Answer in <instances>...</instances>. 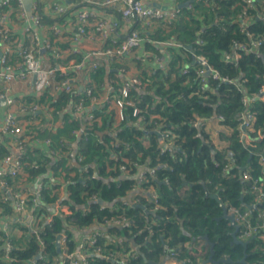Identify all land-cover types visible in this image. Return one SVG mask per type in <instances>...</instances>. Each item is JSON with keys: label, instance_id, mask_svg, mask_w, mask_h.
Instances as JSON below:
<instances>
[{"label": "trees", "instance_id": "1", "mask_svg": "<svg viewBox=\"0 0 264 264\" xmlns=\"http://www.w3.org/2000/svg\"><path fill=\"white\" fill-rule=\"evenodd\" d=\"M9 5L0 11L5 12ZM242 11L249 16L247 30L261 43L257 51L239 50L236 60L226 61L234 42H250L241 29ZM40 19L48 25L58 21L46 15ZM166 31L156 33L154 40L172 38L181 46H170L174 60L168 70L158 69L141 80V86L130 88L136 115L126 106L123 120L116 122L115 107L106 103V112H92L101 124L94 120L86 125L67 108L69 93L60 92L52 102L63 114L64 125L55 132L43 131V136L51 138L53 148L69 151L76 139L74 131L82 128L78 143L82 159L78 165L67 166L65 158L53 165L52 169L60 167L65 172L66 182L70 179L64 185L66 195L59 197L58 185L44 181L37 232L13 222L22 238H10L13 261L0 264H29L40 253L36 264H53L64 253H74L89 236L95 237V243L82 250L87 255L80 264H165L168 260L178 264H215L218 260L217 264H264V241L252 236L244 248L235 240H241L239 227L233 237L235 226L223 216V207H238L249 209L255 223L264 221V200L255 201L252 179L243 178L244 171L255 178L263 169L264 99L256 95L247 106L242 101L244 94H260L264 86V0H194L179 8L177 18L167 22ZM196 56L226 80L201 73L204 65ZM120 68L107 75L114 95L123 84ZM106 73L104 65L94 72L97 86H104ZM84 101L89 105L90 99L84 97ZM246 109L254 118L243 138L239 116ZM197 120L201 126L194 125ZM210 122L219 126L215 135L224 142L222 147H217L206 130ZM164 142L172 149L162 150ZM24 155L26 177L19 178L30 181L46 172L44 161L34 165L29 150ZM122 165L128 175H122ZM140 170L144 181L138 183L135 175ZM17 177L4 179L16 186L21 181ZM137 186L140 190L131 196ZM151 189L156 201L147 195ZM0 210L14 214L10 202H0ZM116 218L126 220L121 225L107 223ZM93 225L97 227L86 233ZM63 261L71 264L65 256Z\"/></svg>", "mask_w": 264, "mask_h": 264}, {"label": "crops", "instance_id": "2", "mask_svg": "<svg viewBox=\"0 0 264 264\" xmlns=\"http://www.w3.org/2000/svg\"><path fill=\"white\" fill-rule=\"evenodd\" d=\"M47 1L48 0H40V9L43 8L45 4H47ZM67 1L72 2L73 0ZM97 1L100 0H96V2ZM144 1L146 5L157 7L166 11H169V9L173 8L179 9L178 4L180 3V0ZM10 5L7 7L5 12L0 11V16L6 14L7 17H10L8 22L9 24L6 26H8L11 33L9 34L10 38L7 40V42L5 41L4 48H8L7 65H9L10 71H12L16 77L7 84L0 82V98H3L5 101L4 103H0V167L1 160L6 155L13 154L15 157L21 158L23 167L22 172L17 175L18 177H9H11V179H14V177H26V171L25 169L23 170L25 165V158L23 157H27L24 155V152L29 150V159L34 165L38 164V160L44 161L47 168L46 172L39 174V176H37L34 180L28 181L26 179L22 180L19 178L21 181L19 180L16 186L7 183L6 186L20 191H36L38 189L41 191L45 183L44 181H46L49 184L58 185L56 192L59 197H64L66 195V190L62 185V181H64L65 172L60 167L57 170L52 169V167L53 165L55 166L56 162L63 160L64 158L67 166L72 164L78 165V161L76 158L71 157L70 153H79L78 143L81 138V133H79V130L81 128H78L74 131V136L76 139L71 142V149L69 151H60L53 148L51 138L43 136V131L46 130L55 132L64 125L63 114L58 112L52 106V102L56 100V98L60 95V92L64 91L60 86L62 77H60V73H58V75H50L46 72V70L53 68L54 66L57 67L58 65H67L72 60L78 61L83 56H85L86 53L92 49H97V47L104 49L105 47L112 46V36L116 37V33L120 35L132 27L138 28L142 36L145 38L154 39L153 36L156 33L158 35H164L167 33V21H159L149 27H145L137 20L127 23L120 19V13L118 10L92 4L90 6L93 9L94 15L89 19V23L86 25L88 37L77 35L76 33V12L78 9H74L71 15L57 18L58 21L54 23H59L62 28H64V31L61 35H55L51 25L43 24L42 27L37 26L33 23V19L30 18V15L22 16L20 14L19 5L17 2L14 6ZM83 5L84 4H81L79 7ZM116 17L119 18L117 32L116 30L112 31L108 40H101V38L95 32L97 23L100 21H105L104 19H108L105 21L108 22L109 19L114 20ZM28 23H31V28L36 33H38L41 38L50 41L51 45L48 49L42 48L37 51H30V49H28V46L31 44V38L26 32V26ZM167 40L168 39L159 41ZM152 43L143 41L140 47L132 49L130 52L125 54L124 57L117 61L111 62L107 58L100 56L92 57V60L100 62V65H104V67L107 69V73L103 82L104 86L99 87L96 85V79L94 78L95 71L90 73V80H88L87 74H72L73 78L70 80L72 89L70 91H64L65 93H69L72 96L68 102L67 108L72 109L74 115H76L75 117H79L81 121H83V119L78 114L79 112H81L83 115L90 114L95 109L97 110L96 112L100 110L101 112H106V103H110L114 107L113 102L108 101V97L110 98V95L114 94V86L112 83H110L111 80L110 82L109 79L107 80V75L109 72H114L115 74V72H117L116 69L118 66L124 67L127 70L126 76L137 77L139 82H141V85L143 83L141 80L148 78L152 72L158 69L168 70L170 64L174 60L173 49H171L170 46H157ZM76 48L80 49L78 53L74 52V49ZM22 49L28 50L23 54L21 53ZM56 52H60L61 56H56ZM162 65L163 67H161ZM184 67H187V64ZM86 85L92 86L93 95L96 97L95 100L90 101L89 105L84 101V97H87L85 96ZM141 85L139 83V86ZM6 88L7 90H5ZM9 98L12 100V103H9ZM81 101L83 102V107L80 110H77V103ZM9 114L13 115L15 123L24 127L21 140L24 142V146H26L27 142V148L24 147V149L17 150L15 147V142L18 138L17 135L11 131L5 132L3 130L4 120ZM97 122L101 124L100 120H97ZM218 127L219 126L214 122L206 124V130L209 131L212 137L213 134L217 132ZM86 135L87 134L84 136ZM213 141H215L216 145L219 147L225 145L224 142L220 141L218 137H216V139L214 138ZM70 174L72 173L70 172ZM126 175H128V173ZM6 176L7 175H4L2 177L4 181ZM135 177H137V175H135ZM9 216L15 218L12 214H9ZM6 220V214H3V212L0 210V229L6 230L7 228L5 226H9L7 231L10 238H22V231L18 225H13L12 223V226H10L13 219H11L10 225L5 224ZM15 223H19L20 225L26 224L17 220ZM96 227V225H93L86 231V233ZM107 236L109 238V235ZM165 264H167V262ZM168 264L178 263L174 260H169Z\"/></svg>", "mask_w": 264, "mask_h": 264}, {"label": "built area", "instance_id": "3", "mask_svg": "<svg viewBox=\"0 0 264 264\" xmlns=\"http://www.w3.org/2000/svg\"><path fill=\"white\" fill-rule=\"evenodd\" d=\"M11 1H16L19 5V11L22 16L29 15L27 11L23 7V0H0V8L4 5H9ZM178 1V0H176ZM248 1V0H247ZM40 0H33L31 6V14L30 18L33 19V23L37 26H43V23L40 19V15H46L50 18L57 19L58 17L71 15L74 9H78L76 12L77 16V35L87 36L88 37V30L86 29V25L89 23V19L94 15L93 9L90 5L96 4L101 7H107L110 9H116L120 13V19L123 21L130 23L133 21H138L143 24L145 27H149L154 23L159 21H167L170 22L175 20L178 15L179 9H169V11L162 10L157 7H152L150 5H146L144 0H73L72 2H68L67 0H48L47 4L43 8L40 9L39 5ZM84 4L83 6H80ZM76 7V8H74ZM178 8V7H177ZM42 10V11H41ZM38 12L39 14H35ZM107 16V15H106ZM10 17H7L6 14L0 16V49H1V56H0V82L7 84L9 81L14 79L16 75L10 71L9 65H7V52L8 48L5 49V41L8 40V31L9 28L6 26L9 24ZM107 21L108 19H104ZM100 21L97 23L95 27V32L101 38V40H108L112 31L117 32V27L119 24V18L116 17L114 20L109 19L108 22ZM241 21V29L245 32V34L250 38L249 43H242V42H234L233 50L228 52L225 55L226 61L236 60L239 57V50L244 51H257L258 47L260 46L261 40L259 38H255L248 30L247 25L249 20V16L246 15L245 11H242L240 15ZM55 35H61L64 31V28L59 23H53L51 25ZM26 32L31 38V44L28 46L30 51H37L39 49H48L51 45L50 41L41 38L38 33H36L31 28V23H28L26 26ZM115 32V33H116ZM116 37L112 36L111 43L112 46L105 47L104 49L98 48L92 49L85 56H83L80 60H72L67 65H58L57 67L54 66L53 68H49L46 72L50 75H58L61 74V87L64 91H70L72 89V84L70 80L73 78L72 74H87L88 80H90L89 76L91 72L97 70L100 66V62L94 61L91 58L94 56H100L103 58H107L109 61H117L120 60L122 57L125 56L128 52L132 49H136L140 47L143 41H147L148 43L155 44L157 46H174L179 47L181 44L174 39H169L167 41H159L156 42L153 38H145L142 36L141 32L138 28L132 27L129 28L122 34L116 33ZM77 38V37H76ZM155 41V42H154ZM156 46V47H157ZM28 49H22L21 53H26ZM80 51L79 48L74 49V52L78 53ZM56 56H61L60 52L55 53ZM200 60V62L204 65L203 70L201 73H210L214 78H219L221 80H226L225 78H220L218 73L214 71L207 62L200 56H196L195 60ZM163 67V65L161 66ZM183 69V72H185ZM127 70L124 67L120 68V77L122 78L123 84L119 89L118 94H112L111 97H108V101H112L113 105L116 109V119L117 122L123 120L124 118V108L126 106H130L133 108L132 114L136 115L138 113L137 105L134 100L130 98L129 91L132 85L139 86V79L135 76H126ZM239 88L241 89V85L239 84ZM7 90V88L5 89ZM93 89L91 85H86L85 87V96H87L90 101L96 99L93 95ZM260 94H252L247 95L244 94L242 97L243 104L246 106L254 99L256 95L261 96L264 99V86L259 91ZM4 94V93H3ZM9 103H12V100L9 98ZM83 107L82 101L77 103V110H80ZM80 117L83 119L84 124L89 125L92 121L97 120V117L93 114H86L83 115L81 112L78 113ZM253 114L249 110H245L240 113L239 116V129H240V136L246 137V131L251 129L252 121H253ZM137 122V121H136ZM201 122L197 120L194 125L201 126ZM3 130L5 132L11 131L19 137L24 132V127L22 125H18L14 121L13 115L9 114L6 119L4 120ZM83 129L79 130V133H82ZM160 135L163 137H167V132H160ZM172 143V142H171ZM15 147L17 150L24 149L23 143L21 139L16 140ZM172 149L171 145L168 142L163 143L162 150ZM70 156L76 158L78 162L81 161L82 157L79 153L71 152ZM261 164L263 165V169L259 176L252 178L251 175L244 171L243 178L246 180L252 179L253 186L251 187V191L255 193L254 199L256 202L264 200V158L260 159ZM23 162H21V158L15 157L13 154L6 155L1 160V167H0V202H10L13 207L14 217L9 216L6 214L7 220L5 221L6 225H11L16 220L19 222L26 223L24 224L29 228L32 233L37 232V222H38V215L37 210L39 209V194L40 189L36 191H20L15 190L12 187L6 186V182L3 180L4 175L9 176H16L22 172ZM122 175H126L127 171L125 170V166L122 165L121 167ZM152 171V170H151ZM138 183L144 181V176L142 170L137 174L136 177ZM70 179H67V182ZM63 186L65 185V180L62 181ZM66 182V183H67ZM140 189L139 187H135L132 189L131 196L138 192ZM147 195H149L151 200L156 201V194L154 190L147 191ZM128 203L127 201H124ZM228 214L232 215L234 218V222L239 227V238L241 240H248V238L252 236H257L264 241V221L261 223H255L251 218L249 209H240L238 207H230L227 210ZM261 215H264V212H261ZM125 218H116L112 220H108L107 223L109 224H117L121 225L125 222ZM6 230L0 229V262H7L11 263L13 261L12 256L9 254L10 250L12 249L11 239L8 234V227L5 226ZM96 235V233H94ZM39 239V236H37ZM89 239H82L83 242L79 244L78 249L74 253H64L60 259H55L53 264H64L63 257L68 258L71 264H80V260L85 261L86 253L82 250L86 248V245H93L95 243V237H87ZM87 240V243L84 242ZM99 249L96 250L98 252ZM41 255L38 254L35 259L29 260V264H36L37 258Z\"/></svg>", "mask_w": 264, "mask_h": 264}, {"label": "water", "instance_id": "4", "mask_svg": "<svg viewBox=\"0 0 264 264\" xmlns=\"http://www.w3.org/2000/svg\"><path fill=\"white\" fill-rule=\"evenodd\" d=\"M193 1L194 0H186V1L182 2V3H179L178 7L179 8L186 7ZM23 4H24L25 10L30 15L31 14L32 0H23ZM155 4H157V3H155ZM0 56H1V51H0ZM197 61L200 62L199 59ZM205 74H208V72H206ZM4 102H5L4 99L0 98V103H4ZM98 202L101 203V204H105V202L103 200H101V199H98ZM146 212L149 213L148 210H146ZM223 216L228 218L230 220L231 224L235 226V229H234V231L232 233L233 237H235V233L237 231V225H235L233 216L227 213V209L225 207H223ZM235 240H236V242L241 243L244 246V248L246 247V245H247V241L246 240L244 241V240H239V239H236V238H235ZM59 243H60V235L57 237V241H56L57 246L59 245ZM57 249L59 250V248H57ZM209 260H212L211 256L209 257ZM242 260H244V258ZM222 261L226 263V262H229L230 259H222ZM218 262H219V260L218 261H214L215 264H217Z\"/></svg>", "mask_w": 264, "mask_h": 264}, {"label": "rangeland", "instance_id": "5", "mask_svg": "<svg viewBox=\"0 0 264 264\" xmlns=\"http://www.w3.org/2000/svg\"><path fill=\"white\" fill-rule=\"evenodd\" d=\"M214 133V132H213ZM213 137L216 139V135L215 134H213ZM217 147H219V146H217ZM201 249V248H200ZM169 261V260H168ZM168 261H167V264H168Z\"/></svg>", "mask_w": 264, "mask_h": 264}, {"label": "clouds", "instance_id": "6", "mask_svg": "<svg viewBox=\"0 0 264 264\" xmlns=\"http://www.w3.org/2000/svg\"><path fill=\"white\" fill-rule=\"evenodd\" d=\"M228 213V212H227Z\"/></svg>", "mask_w": 264, "mask_h": 264}]
</instances>
